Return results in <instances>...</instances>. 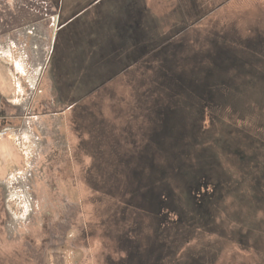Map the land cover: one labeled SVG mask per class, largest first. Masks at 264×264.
Segmentation results:
<instances>
[{"label": "rangeland", "instance_id": "rangeland-1", "mask_svg": "<svg viewBox=\"0 0 264 264\" xmlns=\"http://www.w3.org/2000/svg\"><path fill=\"white\" fill-rule=\"evenodd\" d=\"M170 1L146 2L157 18L156 36L175 22ZM214 1L202 5L214 10L191 25L193 40L176 59L172 52L151 62L146 55L101 89L107 95L83 101L78 135L87 160L83 169L62 163L49 182L53 191L36 176L45 157L32 128L0 130L9 221V233L0 222V240L16 237L45 211L58 228L63 220L71 224L55 229L47 264H264V0ZM3 76L5 103L23 101L26 108V84L16 69ZM60 125L72 140L66 123ZM96 145L103 147L97 161ZM256 215L258 225L250 220ZM16 248L24 263L25 247Z\"/></svg>", "mask_w": 264, "mask_h": 264}, {"label": "flooded vegetation", "instance_id": "flooded-vegetation-1", "mask_svg": "<svg viewBox=\"0 0 264 264\" xmlns=\"http://www.w3.org/2000/svg\"><path fill=\"white\" fill-rule=\"evenodd\" d=\"M146 2L0 0V79L6 70L12 72L16 69L19 81L26 84V93L21 99L29 100L26 108L21 107L23 101L14 106L5 103L0 88V130L8 133L20 127L25 132L27 126L32 128L45 157L41 174L36 176L47 182L43 186H48L50 191H53L52 184H49L51 178L56 177V171L61 173L65 169L61 165L67 159L75 161L78 169L86 163L88 155L81 154L82 140L78 135V119L87 114L88 105L83 101L107 95L101 89L117 82L121 74L132 71L137 62H146L142 59L144 56H149L147 61L151 62L153 55L158 53L162 57L166 56L164 53L175 55L181 51L184 43L193 40L188 38L191 25L203 21L214 10L205 6L201 10L202 5L215 3L214 0H171L175 3L172 11L175 12V22L164 35L156 36L153 33L156 32L154 21L157 18ZM164 25L166 29L169 24ZM201 39L207 40L206 37ZM194 40L200 39L196 37ZM7 57L11 63L7 62ZM32 83L36 86L27 87ZM63 122L69 127L72 140L60 132V123ZM96 146L91 150L95 161L103 156V147ZM113 148L116 151L115 146ZM86 168L85 178L88 175ZM137 173L133 175H142ZM127 194L136 196L131 191ZM6 197L5 189L0 186V222L7 233L9 221L4 219ZM47 213L46 216L43 211L39 216L42 220L33 219L16 237L7 234L0 240V250H7L3 258L11 257L16 246L22 245L26 249L23 248L26 256L23 264H41L42 261L47 264L45 251L58 228L56 217ZM67 222L63 220L58 229H70L71 224ZM84 235L87 238V233ZM2 264L16 263L8 260Z\"/></svg>", "mask_w": 264, "mask_h": 264}, {"label": "bare ground", "instance_id": "bare-ground-1", "mask_svg": "<svg viewBox=\"0 0 264 264\" xmlns=\"http://www.w3.org/2000/svg\"><path fill=\"white\" fill-rule=\"evenodd\" d=\"M254 96V95H253ZM81 150V149H80ZM83 151H84V149H83ZM82 151V152H83ZM243 187V186H242ZM241 187V188H242ZM240 187H239V189H241ZM243 189H245V194H246V191H247V189H248V185L247 184H245V187H243ZM241 191V190H240ZM97 194V193H96ZM104 196V195H103ZM229 196H230V194H229ZM234 197V196H233ZM244 197V196H243ZM106 198V197H105ZM88 199V198H87ZM108 199V198H107ZM247 199H248V197H247ZM88 201V200H87ZM86 201V202H87ZM98 202V201H97ZM95 204H98V203H95ZM235 204H233V206H234ZM241 205V204H240ZM236 206V205H235ZM234 206V208H232V209H235V208H237V207H235ZM242 207H243V205H242ZM104 209V208H103ZM96 210V209H95ZM97 211V210H96ZM98 212H100V211H98ZM100 214V213H99ZM256 214V213H255ZM102 215V214H101ZM100 215V216H101ZM260 215H256V216H254L253 218H251L250 220H252L254 223H257V225L258 224H260ZM250 222V221H249ZM248 222V223H249ZM264 223V222H263ZM263 223H262V225H263ZM102 224V223H101ZM250 225V224H249ZM125 226V225H124ZM220 226V225H219ZM222 226V225H221ZM253 225H251L250 227H252ZM106 228V227H105ZM237 229V228H236ZM256 229V228H255ZM258 229V228H257ZM100 231V234L102 233V234H104L103 233V231L101 232V230H99ZM112 231V230H111ZM252 231H253V228H252ZM252 233H254V232H252ZM258 233H260V232H258ZM263 233V232H262ZM101 234V235H102ZM105 234H107V233H105ZM217 234V233H216ZM219 234H222V233H219ZM252 235V234H251ZM263 235V234H262ZM106 236H108V234L106 235ZM101 237V236H100ZM104 237V236H103ZM118 237V236H117ZM264 237V235L262 236V238ZM250 238H252V237H250ZM98 239H99V237H98ZM103 239V238H102ZM264 241V240H263ZM218 243V242H217ZM227 244V243H226ZM224 246H225V244H224ZM217 249V248H216ZM10 250V249H9ZM7 250H5V251H0V264H2V263H7L8 262V260H12V261H14L16 264H23V254H22V252L18 249V248H16L15 250H14V252L12 253V255H11V257H4L3 258V256H5L6 254H5V252H6ZM21 258V259H20ZM19 260L21 261V262H19ZM17 261V262H16ZM244 263H245V261H244ZM243 263V264H244Z\"/></svg>", "mask_w": 264, "mask_h": 264}, {"label": "trees", "instance_id": "trees-1", "mask_svg": "<svg viewBox=\"0 0 264 264\" xmlns=\"http://www.w3.org/2000/svg\"><path fill=\"white\" fill-rule=\"evenodd\" d=\"M228 56H229V55H226V54H223V53H222L219 57H220V58H223V59L226 58V59L229 60V57H228ZM225 68H226V67H225ZM163 112L166 114V111H163ZM161 114H162V113H161ZM159 116H161V115H159ZM168 117H169V116H168ZM190 142H191V141H190ZM187 145H190V143H189V144L187 143ZM187 145H186V146H187ZM179 146H181V145H179ZM179 156H181V155H180V154H175V153H174V155L172 154L173 159H177ZM156 163H157V162H156ZM158 164H159V163H157V166L159 167L160 164H159V165H158ZM154 169H155V168H154ZM158 171H159L158 174H161V169L158 168ZM141 187H142V186H141ZM141 187H140V188H141ZM140 190H144V189L142 188V189H140ZM137 192H138V191H137ZM136 194H137V193H136Z\"/></svg>", "mask_w": 264, "mask_h": 264}, {"label": "crops", "instance_id": "crops-1", "mask_svg": "<svg viewBox=\"0 0 264 264\" xmlns=\"http://www.w3.org/2000/svg\"><path fill=\"white\" fill-rule=\"evenodd\" d=\"M4 145H5V144H4ZM4 147H5V150H6V149H7V146L5 145Z\"/></svg>", "mask_w": 264, "mask_h": 264}]
</instances>
